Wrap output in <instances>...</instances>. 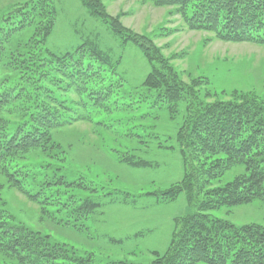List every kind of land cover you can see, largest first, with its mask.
<instances>
[{"label": "rangeland", "instance_id": "1", "mask_svg": "<svg viewBox=\"0 0 264 264\" xmlns=\"http://www.w3.org/2000/svg\"><path fill=\"white\" fill-rule=\"evenodd\" d=\"M48 1L0 0V89L14 88L21 97L16 106L0 112V131L13 134L25 123L32 125L31 115L41 104L61 116L64 123L49 132L45 148L21 154L7 167L30 173L29 184L35 177V182H46L51 208L46 214L13 189L1 169L0 210L15 224L48 236L73 254L92 253L106 264L112 263L109 259L153 264L170 245L174 219L195 211L184 194L173 202L156 197L183 178L177 139L189 109L195 113L215 102L264 103V46L225 43L193 31L179 10L158 7L154 0H98L122 27V38L80 0H52L55 27L44 40L43 30L53 20L43 6ZM21 27L23 31L14 33ZM45 43L57 55L82 45L88 48L78 60H56L47 55ZM89 47L110 56L111 64L99 63ZM61 60L65 63H58ZM81 60L98 74L75 87V71L62 66ZM153 72L163 73L173 85L193 89L192 96L184 94L178 104H168L165 89L155 83L158 79L152 80L155 88L145 87ZM100 92L108 94L110 109L86 114L83 110L94 106L93 97ZM124 155L151 167H129L120 161ZM69 184L74 187L69 189ZM108 187L131 194L114 203L109 195L118 198V192ZM80 194L104 200L105 205L91 214L81 212L85 198ZM212 216L264 229L261 201L222 208ZM0 264L20 263L0 252Z\"/></svg>", "mask_w": 264, "mask_h": 264}, {"label": "trees", "instance_id": "2", "mask_svg": "<svg viewBox=\"0 0 264 264\" xmlns=\"http://www.w3.org/2000/svg\"><path fill=\"white\" fill-rule=\"evenodd\" d=\"M80 1L93 15L108 24L117 36L122 38L125 35L122 27L106 15L98 0ZM154 3L158 7L179 10L193 31L210 33L225 43L264 46V0H154ZM43 6L47 15L53 17L43 30L42 37L48 40L55 27L54 2H45ZM23 30L21 27L14 33ZM140 47L144 49V45ZM85 48L88 46L82 45L74 52L57 55L47 49L45 43L47 55L56 60H78L84 56L81 53ZM91 53L99 63L111 64V57L102 51L92 49ZM74 61L62 68L75 71L72 75H77L73 83L75 87H82V83H87L92 75L96 79L97 69L84 66L82 60L80 63ZM58 63L64 64L65 61ZM153 79H158L155 83L160 85L157 86L165 89L168 104H178L184 94L192 96L190 90L193 89L173 85L161 72H153L145 83L146 88H155L154 85L152 87ZM20 98L14 88L0 89V112L16 106ZM93 98L94 106L83 110L86 114L104 107L110 109L107 93L100 92ZM53 111L51 106L41 104L36 115H31L32 125L25 123L13 134L0 131V170H5L13 189L25 194L45 213L51 208L46 198L52 194L47 191V183L35 182V177L29 184L30 173L7 167L10 160L21 154L46 147L49 132L64 123L61 116ZM193 112L189 109L188 120L177 139L184 165L183 178L156 197L163 202H173L184 194L195 211L174 219L175 231L170 245L153 264H264L262 227L236 226L212 216L222 208H237L255 201L264 203V103L251 100L215 102ZM120 161L135 169L151 167L149 162L134 156H121ZM225 179L229 181L225 182ZM63 185L64 182L58 188ZM73 187L74 184L68 185L69 189ZM108 188L118 192V198L112 193L109 195L114 203L131 194L122 189ZM81 196L85 198L79 208L81 212L91 214L105 205V201L97 197ZM201 198L204 199L201 201ZM0 252L10 255L20 264H106L107 261L92 253L85 256L73 254L66 246L52 243L48 236L15 224L1 210ZM109 260L111 264H134Z\"/></svg>", "mask_w": 264, "mask_h": 264}]
</instances>
